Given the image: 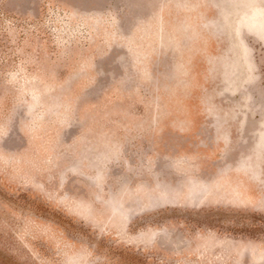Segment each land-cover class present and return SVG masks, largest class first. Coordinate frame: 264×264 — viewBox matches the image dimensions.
<instances>
[{
	"label": "rangeland",
	"instance_id": "1",
	"mask_svg": "<svg viewBox=\"0 0 264 264\" xmlns=\"http://www.w3.org/2000/svg\"><path fill=\"white\" fill-rule=\"evenodd\" d=\"M0 264H264V0H0Z\"/></svg>",
	"mask_w": 264,
	"mask_h": 264
}]
</instances>
